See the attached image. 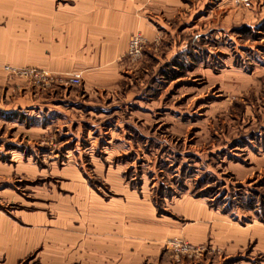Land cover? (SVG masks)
Masks as SVG:
<instances>
[{"label": "rangeland", "instance_id": "rangeland-1", "mask_svg": "<svg viewBox=\"0 0 264 264\" xmlns=\"http://www.w3.org/2000/svg\"><path fill=\"white\" fill-rule=\"evenodd\" d=\"M115 1L0 0V264H264V0H121L112 87L24 74Z\"/></svg>", "mask_w": 264, "mask_h": 264}, {"label": "crops", "instance_id": "crops-1", "mask_svg": "<svg viewBox=\"0 0 264 264\" xmlns=\"http://www.w3.org/2000/svg\"><path fill=\"white\" fill-rule=\"evenodd\" d=\"M109 4L113 7L97 13L100 17H97L90 34L86 33L82 24H79L80 27L76 31L80 36L76 48L68 52L66 64H63L62 68L58 67L62 70L82 71L87 88L94 86L106 88L114 85L119 78L118 58L128 50L132 35L142 29V22L138 18H133L130 9L123 5V1L117 0ZM85 39L88 43L86 49L92 50H82L80 41ZM229 233L232 237L235 236V233ZM114 244L103 246L112 249Z\"/></svg>", "mask_w": 264, "mask_h": 264}, {"label": "built area", "instance_id": "built-area-1", "mask_svg": "<svg viewBox=\"0 0 264 264\" xmlns=\"http://www.w3.org/2000/svg\"><path fill=\"white\" fill-rule=\"evenodd\" d=\"M241 3H244L245 5H250V0H240ZM146 44V41L142 37L141 34L137 33L134 36L131 37L129 41V47H128V55L131 57L132 60L139 59L142 56L144 45ZM10 71H13L14 73L18 72V69L15 67H9ZM24 74L31 75L32 77H35L39 82H43V88L44 90H47L54 86H62V85H73V86H80L83 82V76L82 73H75L73 75H69L67 77L63 75H53L47 71H41V70H35L31 69L27 72L24 71ZM172 245L176 246L177 250H185L186 252H189L192 250V246L188 243H183L179 238H175L172 242Z\"/></svg>", "mask_w": 264, "mask_h": 264}]
</instances>
